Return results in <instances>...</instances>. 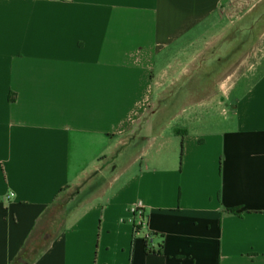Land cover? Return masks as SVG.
<instances>
[{"label": "crops", "instance_id": "1", "mask_svg": "<svg viewBox=\"0 0 264 264\" xmlns=\"http://www.w3.org/2000/svg\"><path fill=\"white\" fill-rule=\"evenodd\" d=\"M263 5L0 0V264H264Z\"/></svg>", "mask_w": 264, "mask_h": 264}, {"label": "rangeland", "instance_id": "2", "mask_svg": "<svg viewBox=\"0 0 264 264\" xmlns=\"http://www.w3.org/2000/svg\"><path fill=\"white\" fill-rule=\"evenodd\" d=\"M261 6H258V8H256L255 10H253L250 14H252V17L251 19L254 20V23H252V25L254 26L251 30H248L247 28H244L242 31H240V33L238 34L239 36H241V38L243 39V43L244 42H248L250 41V37H258V40H259V43L257 45V48L255 49V53H257V56L258 59H257V62H258V66L261 65V63L264 61V60H261L263 59L262 57L264 56V5L260 8ZM224 13L223 15L221 16L219 13H217L219 19H222V18H226L225 14H226V11L223 9ZM249 22L246 21L245 24ZM224 26L223 22H219L216 24V28L211 30L210 31V35L213 36V35H216L219 33L217 32V30L221 29L222 27ZM231 32L233 31V28L230 29ZM239 31V29H238ZM233 34V33H231ZM217 61V60H216ZM215 61V62H216ZM244 63V62H243ZM217 64L216 65V69H219L218 66H220L221 64L220 63H215ZM255 63H253L254 65ZM215 69V70H216ZM257 77V75H252V76H249V78L251 79V81H253L255 78ZM58 214L54 220L55 221V225H57L59 222H60V219H58L60 217V214L62 213V210H57ZM52 228L50 229V232H51ZM48 237V236H47ZM39 237L35 236L34 239L37 241ZM50 238V237H48ZM40 240H43L41 239L40 237ZM40 249H37V251L41 250L43 246H45L47 243L45 241H40ZM29 248V247H27ZM36 254L35 250L30 252V257H34Z\"/></svg>", "mask_w": 264, "mask_h": 264}, {"label": "built area", "instance_id": "3", "mask_svg": "<svg viewBox=\"0 0 264 264\" xmlns=\"http://www.w3.org/2000/svg\"><path fill=\"white\" fill-rule=\"evenodd\" d=\"M232 4V3H231ZM218 13L222 16L224 11L223 8L218 10ZM233 113H235L233 111ZM10 196H13L12 194ZM130 219L129 222L135 227L136 230L144 231L147 228V218L145 215V205L142 201H138L130 208ZM145 238L148 237L149 232H145Z\"/></svg>", "mask_w": 264, "mask_h": 264}, {"label": "trees", "instance_id": "4", "mask_svg": "<svg viewBox=\"0 0 264 264\" xmlns=\"http://www.w3.org/2000/svg\"><path fill=\"white\" fill-rule=\"evenodd\" d=\"M183 148V147H182ZM183 154V153H182ZM229 213L231 214H236V211L235 210H229ZM134 227V226H133ZM134 231H135V235L139 234L140 232L142 231H139V230H136L135 227H134ZM155 235L152 234V233H149L148 237L145 238V241H146V245H147V248H146V251L147 253H154V254H161L162 251H163V245H160L159 248H158V251H153V250H150V248L148 247L149 246V243L150 241L152 242L153 239H154Z\"/></svg>", "mask_w": 264, "mask_h": 264}]
</instances>
